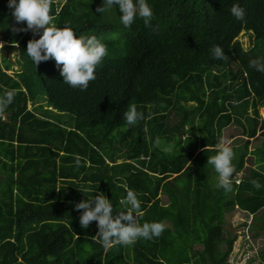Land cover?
<instances>
[{"label": "trees", "instance_id": "16d2710c", "mask_svg": "<svg viewBox=\"0 0 264 264\" xmlns=\"http://www.w3.org/2000/svg\"><path fill=\"white\" fill-rule=\"evenodd\" d=\"M101 3L64 0L50 8L57 25L106 45L95 79L81 91L62 81L51 58L33 67L26 42L39 33L13 32L22 22L0 0L2 31L11 40L22 36L18 72L0 69V93L16 91L0 112V264H228L235 234L223 228L227 212L243 211L249 220L240 225L251 238L264 233V163L244 165L249 139L264 138V73L249 67L264 57V0H147L150 26L135 19L128 28L118 9L97 13ZM234 3L245 9L243 21L230 14ZM213 45L224 59H212ZM127 105L150 118L127 126ZM228 125L245 139L229 145L233 191L225 193L214 186L207 158ZM169 142L178 151L165 152ZM128 190L141 212L165 195L156 219L165 228L151 240L105 250L95 221L81 229L73 204L100 192L120 213ZM255 258L264 264V247Z\"/></svg>", "mask_w": 264, "mask_h": 264}, {"label": "clouds", "instance_id": "9594fccd", "mask_svg": "<svg viewBox=\"0 0 264 264\" xmlns=\"http://www.w3.org/2000/svg\"><path fill=\"white\" fill-rule=\"evenodd\" d=\"M91 3V0H90ZM7 7L11 9V17L15 24L23 22L24 27H12L13 32L31 31L38 38L26 42V54L33 67L50 58L54 60L59 69L62 81L81 91L87 88L88 82L95 79V69L102 59L108 54L107 48L96 36L74 35V30L67 24L57 25L50 14V0H7ZM119 11V21L124 28L131 26L135 19H142L145 27L150 26L153 12L147 0H102L96 8L97 13ZM230 14L236 21H243L245 9L238 3L229 8ZM116 13V12H115ZM3 25V24H2ZM6 25L0 26V30ZM3 43H0V48ZM220 45H213L210 49L212 59H224ZM249 67L257 72L264 73V57H257L249 61ZM15 89L0 93V112H4L13 102ZM151 114L145 116L137 111L135 105H127L123 112V119L127 126H133L140 120L149 119ZM129 129L126 127L124 130ZM160 140L156 138L154 147L159 146ZM177 150L175 144L169 142L164 148L165 152ZM234 151L221 139L216 145L215 155L207 158V163L216 173L215 187L225 193L233 191L231 176L234 172ZM79 164V160H76ZM234 178V177H233ZM236 183L240 179H236ZM251 184L257 190L262 185L257 180ZM81 192L82 190L79 189ZM93 191V190H92ZM121 204L126 211L114 213L111 199L102 193L96 192L91 198L81 199L73 204L74 210H79L78 223L81 229L88 228L95 221L96 236L105 250L116 244L130 246L137 239L151 240L158 237L165 225L159 221L140 223V201L133 190H128Z\"/></svg>", "mask_w": 264, "mask_h": 264}, {"label": "rangeland", "instance_id": "374dc122", "mask_svg": "<svg viewBox=\"0 0 264 264\" xmlns=\"http://www.w3.org/2000/svg\"><path fill=\"white\" fill-rule=\"evenodd\" d=\"M63 1L64 0H50V8L57 9ZM30 34L31 36L36 35H34L31 31ZM239 39L242 46L247 47V36L244 34H239ZM8 73L11 72L8 71ZM27 107L31 108L32 104L28 103ZM258 115L259 119L264 121V105L258 108ZM238 129L239 128H237L236 126L228 125L222 129L221 134L228 138V140L231 137L232 141L237 140L238 142H240L241 140H243V137L237 134ZM230 134L237 137L233 138ZM256 137L257 138L255 140H257L260 136L256 135ZM261 141L262 140L259 139V143H261ZM256 151L257 150H254L252 152V156H250L246 161L245 167L249 168V163L254 164V160H256L255 155L257 154ZM165 202L166 197L162 192H160L159 195L154 199V201H152L149 206L141 212L142 215L139 217L140 223L156 221L157 207L159 204ZM245 220L248 221L249 219H246L243 211L231 210L225 214V222L223 224V228L224 230H228L231 235L235 234L231 252L227 259L228 264H247L246 262L249 261V258H252V261L249 264H258V260L255 257L258 251L264 247V233L258 230L256 237L251 238V234L250 232L246 231V227L240 225L241 222Z\"/></svg>", "mask_w": 264, "mask_h": 264}, {"label": "flooded vegetation", "instance_id": "af4514ba", "mask_svg": "<svg viewBox=\"0 0 264 264\" xmlns=\"http://www.w3.org/2000/svg\"><path fill=\"white\" fill-rule=\"evenodd\" d=\"M9 16H11V9H7ZM22 27L24 24L22 22ZM27 33V31H23L22 35ZM22 36L17 37V39L11 40V35H7L2 30H0V43H3V47L0 48V69L7 75L15 76L18 72V65L16 63L18 58V47H19V40ZM6 64L8 67H6ZM10 71L11 73H8Z\"/></svg>", "mask_w": 264, "mask_h": 264}, {"label": "crops", "instance_id": "0c3cea01", "mask_svg": "<svg viewBox=\"0 0 264 264\" xmlns=\"http://www.w3.org/2000/svg\"><path fill=\"white\" fill-rule=\"evenodd\" d=\"M232 126H234V125H232ZM230 135H232V134H230ZM232 137L233 138H236L237 136L232 135ZM241 137H243V136H241ZM256 138L257 137L254 136V137H252V138L249 139L248 153H247V156L245 157V160H244V165H246L245 163L249 159V157L252 156L251 155L252 152L254 150H257L256 151L257 154L255 155L256 156V160H254V164L249 163L250 164L249 165L250 168L251 167L252 168L258 167L259 165H262L264 163V138L260 136L257 140H255ZM221 139H223L226 142L227 146H229V145H239L245 139V137H243V140H241L240 142H238L237 140H233L232 141L231 140V137L228 140V138H226L224 135L221 134L220 140ZM259 139L262 140L261 141L262 144L259 143ZM241 175H242V172L241 171L236 172L234 178L240 179ZM235 183H236V180H235ZM234 210H238V208H235ZM238 211H240V210H238Z\"/></svg>", "mask_w": 264, "mask_h": 264}]
</instances>
